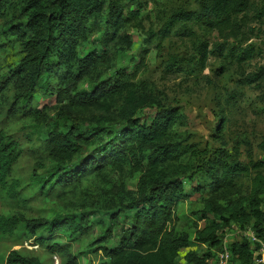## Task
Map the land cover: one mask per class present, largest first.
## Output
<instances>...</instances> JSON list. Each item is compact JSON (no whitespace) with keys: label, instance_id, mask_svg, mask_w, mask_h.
Masks as SVG:
<instances>
[{"label":"rangeland","instance_id":"rangeland-1","mask_svg":"<svg viewBox=\"0 0 264 264\" xmlns=\"http://www.w3.org/2000/svg\"><path fill=\"white\" fill-rule=\"evenodd\" d=\"M235 1L122 0L118 25L107 24L105 6L92 19L79 45L82 53L94 49L99 57L77 81V88L91 89L104 79L119 88L111 97L101 96L102 103L88 104L76 95L64 99L72 103L73 118L82 128H91L97 122L107 127L125 124L121 109L128 92L141 101L134 113L139 122L156 112L155 104L143 99L145 95L176 106L179 115L168 126L166 138L180 140L185 151L164 161L160 168L164 176L183 177L181 196L171 204L164 223L189 237L187 246L178 249V264H193L185 258L187 251L200 255L206 249L204 243L194 239L195 228L204 220L193 211L212 195L222 204H244L253 175L264 173V150L260 146L264 135V0H246L240 10L229 6ZM205 4L209 5V16ZM25 6L26 0H8L0 7V83L23 53L9 26L24 23ZM178 8L191 12V17L170 23V13ZM201 42L209 51L204 65L198 62ZM249 45L251 54L241 57L244 53L240 51ZM115 74L120 81L114 80ZM61 76L60 67L50 74L54 87L60 85ZM17 91L13 80L1 89L0 128L19 141L21 153L8 175L9 182H18L16 194L9 196L0 187V213H22L26 217L75 215L84 229L49 234L40 228L35 236L45 240L34 243V236L28 237L18 226L12 233L0 234V264H6L11 249L36 254L42 264H127L130 250L120 246V238L141 212L142 202L136 198L143 162L136 165L123 159L103 167L90 165L71 182L52 187L40 184L33 171L44 175L53 163L44 139L56 119L59 103L54 93L37 90L24 101L15 97ZM40 113L45 114L43 119ZM97 144L85 147L72 164L96 154L93 148ZM222 152H227L229 159L241 160L247 169L231 184L213 190L203 168L205 162ZM261 206L264 208V194ZM241 229L246 227L230 218L219 235L235 241L241 238ZM151 244L142 245V250ZM102 245L114 251L105 254ZM70 255L74 262L69 261ZM236 255L233 264H241Z\"/></svg>","mask_w":264,"mask_h":264},{"label":"trees","instance_id":"trees-1","mask_svg":"<svg viewBox=\"0 0 264 264\" xmlns=\"http://www.w3.org/2000/svg\"><path fill=\"white\" fill-rule=\"evenodd\" d=\"M6 1L8 0H0V7ZM122 4V0H26L27 16L24 23L21 26H9L18 37L23 53L10 67L8 77L0 83V98L1 89L8 81L13 80L18 88L16 98L21 97V100L27 101L33 93L41 90L45 94L54 93L55 100L59 103L56 119L44 139L47 153L53 163L44 175L33 171L34 178L40 184L52 187L71 182L82 175L90 165L103 167L123 159L136 165L143 162L136 198L137 202H142L141 212L136 215L132 224L124 228L120 246L130 250L127 264H178L175 260L178 249L187 246L189 237L187 234L176 233L173 227L164 226V223L170 216L171 204L181 196L183 177L178 174L164 176L160 168L164 161L185 151V145H181L180 140L166 138L168 126L179 115L176 106L167 104L154 95H145L143 99L152 101L156 112L139 122L134 113L141 101L132 92H128L127 102L121 109L125 124L119 122L107 127L97 122L91 128H82L73 118L72 103L70 100L64 101L65 98L76 95L79 100L88 104L102 103L101 96L111 97L113 91L119 88L117 84L104 79L93 84L91 89H78L77 81L91 65L96 64L99 57L94 49L84 53L78 49L92 19L105 6L107 24L118 25L121 22ZM204 6L205 13L209 16V5ZM229 6L236 10L243 9L246 0H237ZM262 11L264 14V3ZM189 17L191 12L178 8L170 13L168 21L172 23ZM199 52L198 62L204 65L209 52L207 44L201 42ZM240 52L244 53L241 57H248L252 52L251 45L242 48ZM57 67L62 69V76L60 85L54 87L49 77ZM114 80L118 82L121 78L115 74ZM44 115L40 113L39 117L43 119ZM96 141L99 143L93 148L96 154L86 155L72 164L75 156ZM260 146L264 150V135ZM20 153L19 141L0 128V187L9 196L16 194L15 187L18 182H9L8 175ZM227 157V152H222L205 162L204 175L212 183L213 190L231 184L238 173L247 169L241 160ZM38 163L42 165V162ZM263 194L264 173L257 171L252 177L244 204H222L217 202L213 195L208 196L205 204L193 211L204 220L195 228L194 239L207 243L208 247L200 255L187 251L186 260L193 264H210L207 257L212 254V249L209 246H218L221 241L220 230L230 218L237 221L239 226L251 227L260 237H264V208L261 206ZM112 218L116 219V215L112 214ZM18 226L24 228L28 237L34 236V243L45 240L42 236H35L40 228L49 234L84 229L75 215L26 217L22 213H0V234L12 233ZM147 243L152 244L144 248V252L141 246ZM257 245L258 242L253 244V241L244 235L238 240H231V260L234 261L238 253L241 264H251L253 248ZM100 247L105 254L114 251V248L105 245ZM69 261L74 262V256L70 255ZM6 264L42 262L36 254H23L17 249H11L6 256Z\"/></svg>","mask_w":264,"mask_h":264},{"label":"built area","instance_id":"built-area-1","mask_svg":"<svg viewBox=\"0 0 264 264\" xmlns=\"http://www.w3.org/2000/svg\"><path fill=\"white\" fill-rule=\"evenodd\" d=\"M242 230V229H241ZM242 235L253 241L258 242L257 247L253 248V261L251 264H264V237H260L253 228L246 227L242 230ZM208 247L207 243H204ZM231 240L227 236H221V241L217 247L209 246L212 254L207 257L210 264H233L231 260Z\"/></svg>","mask_w":264,"mask_h":264}]
</instances>
